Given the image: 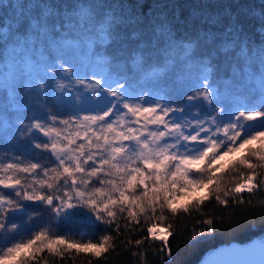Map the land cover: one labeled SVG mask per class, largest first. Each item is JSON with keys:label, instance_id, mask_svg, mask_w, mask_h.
I'll return each mask as SVG.
<instances>
[{"label": "snow or ice", "instance_id": "1", "mask_svg": "<svg viewBox=\"0 0 264 264\" xmlns=\"http://www.w3.org/2000/svg\"><path fill=\"white\" fill-rule=\"evenodd\" d=\"M4 7L0 0V10ZM19 7L13 19L27 30L15 36L0 64V89L10 103L27 101L43 112L15 129L26 147L39 152L0 162V264H47L45 255L63 260L73 250L101 258L120 247L135 249L131 255L138 259L151 249L172 264L169 237L180 225L174 227L170 218L200 213L197 223L203 228L192 229L188 238L195 247L215 233L216 223H224L223 217L217 221L215 214L202 211L205 200L227 211L250 204L264 189V48L259 50V104L225 102L211 53L199 62L196 80L172 81L170 91L154 86L137 91L115 55L96 61L102 71H92V79L83 65L77 67L79 44L65 31L80 21L87 26L92 11L80 10L74 22L72 15L57 14L48 5H37L42 10L36 13ZM118 21L111 13L99 21L102 43H118ZM9 35L0 28L6 45ZM232 39L242 45L240 29H233ZM38 47L54 48L56 55L35 64ZM240 50L247 55L244 47ZM154 51L138 50L134 59L149 84L159 79ZM50 90L55 111L48 107ZM257 141L259 147H253ZM242 150L228 169L220 166L224 157ZM41 153L49 154L46 163L33 159ZM200 189L207 195L191 200ZM186 196L190 203L179 204ZM78 219L103 226V234L95 242H82L59 231ZM260 252L264 255V245Z\"/></svg>", "mask_w": 264, "mask_h": 264}, {"label": "trees", "instance_id": "2", "mask_svg": "<svg viewBox=\"0 0 264 264\" xmlns=\"http://www.w3.org/2000/svg\"><path fill=\"white\" fill-rule=\"evenodd\" d=\"M2 3L5 7L0 10V28L10 35L7 45L0 38V64L8 55L15 36L27 30V25L17 24L13 19L14 14L18 15L21 10L19 6H23L24 11L36 13L42 10L37 5H48L57 14L72 15L74 22L79 19L76 14L80 10H90L92 22L85 26V22L80 21L78 27L69 25L65 31L68 40L79 44L75 51L77 67L83 65L84 69L90 70L96 66L102 70L96 61L101 58L111 60L115 55L137 91L153 86L160 91H170L172 81L183 85L196 80L200 75L199 62L211 53L213 76L225 102L230 105L247 103L249 106L260 103L262 69L259 50L264 48V0H2ZM109 13L119 17V41L106 45L100 41L96 29L100 27L99 21ZM160 25H164L163 29ZM234 28L240 29L244 37L240 46L233 43ZM90 41L91 48L88 47ZM241 46L247 55L241 53ZM152 49L155 50L153 64L159 69V79L149 84L138 71L134 59L138 50ZM55 55L54 48L38 47L32 62L43 64ZM23 91L20 90L21 93ZM48 106L55 111L53 106ZM37 111L38 107L27 101L10 103L4 90L0 89V162L10 160L16 154L28 156L30 152H39L26 147V141L15 131ZM18 117L23 119L18 120ZM61 118L66 119L67 114ZM254 143L255 147H259L258 141ZM47 156V153H41L33 159L39 158L46 163L44 157ZM242 195L249 199L248 193ZM187 198L178 203L184 204ZM250 199V204L229 207L227 211L223 205H216L214 200H205L202 211L208 215L215 214L217 221L223 217L224 223H216L215 233L195 247L191 246L188 238L192 229L200 231L203 228L197 223L198 219H202L200 213L193 211L190 217L180 215L178 219L170 218L168 222H172L174 227L180 225L177 234L169 237L174 254L172 264H198L206 253L220 245L247 243L256 237L264 240V212L260 211L264 208V189ZM102 227L78 219L59 231L71 239L82 242L93 239L95 242L103 234ZM144 234L146 232L136 233L137 236ZM134 250L125 251L120 247L101 258L92 257L91 253L75 255L73 250V254L63 260L47 255L44 259L47 264H166V258L158 257L151 249L143 259L132 256L131 251Z\"/></svg>", "mask_w": 264, "mask_h": 264}, {"label": "water", "instance_id": "3", "mask_svg": "<svg viewBox=\"0 0 264 264\" xmlns=\"http://www.w3.org/2000/svg\"><path fill=\"white\" fill-rule=\"evenodd\" d=\"M262 245L264 240L259 237L247 243L232 242L220 245L206 253L198 264H260V261L264 260V255L260 252Z\"/></svg>", "mask_w": 264, "mask_h": 264}, {"label": "rangeland", "instance_id": "4", "mask_svg": "<svg viewBox=\"0 0 264 264\" xmlns=\"http://www.w3.org/2000/svg\"><path fill=\"white\" fill-rule=\"evenodd\" d=\"M94 70L97 71V72H100L99 69H98V67H96V66L90 68V70H88V68L85 69V71L89 73V76H88L89 79H92V78H93V77L90 75V73H91L92 71H94ZM78 75H83V73H79ZM48 96H49V97H48V102L50 103V104H48V105H51V106L55 105L57 102H56V100H55V98H54V93H53V91L50 90V91L48 92ZM48 107L50 108V106H48ZM42 112H43V109L38 108V111L35 112L33 116H41V115H42ZM255 146H256V145H255V143H254V144H253V147H255ZM47 155H49V154L47 153ZM242 155H244L243 150H242L241 152L236 153V154H233V155H231V156H226V157H224V159H223L222 161H220L219 164H220V166H222L223 169H228V166H229L233 161L238 160V159L240 158V156H242ZM204 196H206V191H205L204 189H200V190H198L197 192H195V193L192 194L191 200H195V199L198 198V197H204ZM183 203H184V204L190 203V199H189V197H188L186 200H184ZM34 222H35V223H38V222H39V218H37V220L34 221ZM7 264H11V262L9 261V262H7Z\"/></svg>", "mask_w": 264, "mask_h": 264}]
</instances>
